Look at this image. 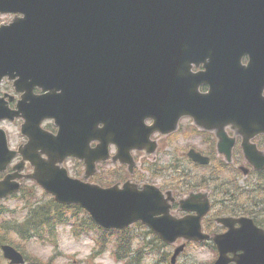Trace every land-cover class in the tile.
<instances>
[{"label":"water","instance_id":"obj_1","mask_svg":"<svg viewBox=\"0 0 264 264\" xmlns=\"http://www.w3.org/2000/svg\"><path fill=\"white\" fill-rule=\"evenodd\" d=\"M0 12L22 14L0 24V80L6 74L32 80L43 75L29 86L52 90L35 97L33 104L40 108L25 114L22 130L30 139L19 149L23 159L0 179V198L20 188L19 178L31 177L57 201L84 207L105 228L140 220L167 242L170 236L207 238L199 218L170 217L158 188L138 189L129 182L103 188L69 176L62 161L67 155L84 158L88 178L113 142L116 156L131 163L130 149L154 144L152 131L166 130L160 121L150 127L143 121L152 116L153 90L165 93L184 53L190 52V62L205 47H264V0H0ZM173 98L181 100L180 95ZM4 108L0 105V119L9 116ZM45 117L55 118L56 134L38 129ZM91 140H98L93 148ZM16 153L0 129V172ZM26 159L34 169L22 175ZM207 208L206 203L198 213ZM183 248L175 249L172 260ZM1 250L11 264L24 263L12 245L3 244ZM249 256L237 258V264H264V250ZM227 261L221 253L214 264Z\"/></svg>","mask_w":264,"mask_h":264},{"label":"flooded vegetation","instance_id":"obj_2","mask_svg":"<svg viewBox=\"0 0 264 264\" xmlns=\"http://www.w3.org/2000/svg\"><path fill=\"white\" fill-rule=\"evenodd\" d=\"M206 50L210 51L190 62V66L189 55L182 56L181 68L175 77H168L163 95L154 89L151 105L153 113L159 111V115L145 119V124L157 125L159 121L155 120L159 119L162 130H166L152 132L154 144L143 146L150 154H156L161 141L170 143L172 134L189 129L196 133L197 141L186 152L174 155V159L179 163L187 160L200 168L202 178L192 180L184 172L180 183L173 179L149 181V175L144 179L136 172V155L141 150L133 149L135 166L109 163L126 173L112 183H103L109 186L129 181L157 186L168 199L171 215L184 220L200 219L202 230L210 235L202 245L210 247L214 259L223 253L227 264H237V258H252L264 250V47ZM174 78L176 83H171ZM10 84L13 87V82ZM12 91L7 93L11 95L10 106L15 108L21 94L14 87ZM35 93L41 90L35 88ZM178 95L181 100L173 98ZM43 126L56 131L51 119L44 120ZM109 150L114 152L115 145L109 144ZM224 170L233 173L232 180L220 177ZM216 191L225 196L221 199L223 205L215 196ZM181 201H187L184 205L188 207ZM206 203L208 209L199 214L198 209Z\"/></svg>","mask_w":264,"mask_h":264},{"label":"rangeland","instance_id":"obj_3","mask_svg":"<svg viewBox=\"0 0 264 264\" xmlns=\"http://www.w3.org/2000/svg\"><path fill=\"white\" fill-rule=\"evenodd\" d=\"M12 16L11 13H0V23L10 21ZM12 89V85L10 84L9 86L8 82L4 80L0 87V93L9 92ZM15 92L17 91L15 90ZM21 120L17 119V123L16 121L14 123L10 121L0 123V126L7 130L12 147L24 141V138L19 133ZM194 136H196V133L191 132L189 129L179 130L169 138L171 139L170 143L166 144L165 140L161 141L160 148L156 154L138 153L136 155V172L138 171L144 179H147V175H149L152 178L149 181L155 179L169 181L173 179V181L180 183L181 180L179 178H182L181 173L184 172H188L192 180H200L204 175H200V168L188 163L187 160L179 163L175 162L174 159V155H179L183 151L186 152L187 147L197 141ZM156 155L157 157H155ZM67 160L64 165L70 175L81 177L80 174H82L84 169L83 162ZM153 165H156V167ZM159 165H161V168L158 167ZM98 167L100 168L99 172L93 178H90L89 181H97L100 184L103 182L112 183L126 173L123 170L122 172L119 167L109 163L99 164ZM178 170L181 172H178ZM220 177L232 180L234 176L230 170H224ZM22 191L24 194L31 196L27 202L21 196L8 197L0 201V221L3 219L13 222L16 220L22 221L28 213L29 205L44 204L53 200L52 195L46 193L32 180L23 182ZM215 196L220 198V203L223 205L221 199L225 196L218 194V192ZM65 213L66 220H76L80 222L78 226L83 224L87 230H81L79 235L75 234L71 228L73 225L64 222L57 226L56 245H52L50 242H40L34 236L22 239L15 232L8 233V241L6 242L25 254L27 260L25 264H34L33 262L37 259L46 264H171L170 257L172 252L176 245L182 243V240H179L170 245L165 244L156 239L155 234L142 224L135 223L121 231L106 230L87 224L89 216L82 209L79 211L67 210ZM95 237L96 240L101 238V244L94 241ZM121 241L131 242L130 250L124 259L117 261L115 260V252L119 250ZM140 248L142 250L139 254L138 250ZM138 256H140V259L136 263L133 259ZM214 257V252L207 245L188 242L185 244L183 251L177 256L174 264H212ZM0 264H9L4 258L2 251H0Z\"/></svg>","mask_w":264,"mask_h":264},{"label":"trees","instance_id":"obj_4","mask_svg":"<svg viewBox=\"0 0 264 264\" xmlns=\"http://www.w3.org/2000/svg\"><path fill=\"white\" fill-rule=\"evenodd\" d=\"M24 191V190H23ZM21 191L20 195L23 200L26 202L31 197L30 195L24 194ZM77 210L79 211L80 208L74 205H61L56 203L54 200H50L44 204H31L29 205V210L27 215L22 221L16 220L15 222L11 220L3 219L0 221V244L3 242L8 241V233L15 232L19 235L20 238H28L30 236H34L40 241L51 242L56 245V232L57 226L60 223H64L66 220V213L67 210ZM75 222L74 230L76 233L78 231H86L87 228L80 224L78 226V221ZM83 222V221H82ZM84 223V222H83ZM85 224V223H84ZM92 226H95L94 222L91 218H88V223ZM121 246L119 250L116 252V257H125L130 250L131 242L128 241H121ZM141 250H138V253H141ZM140 259V256L134 258L133 260L137 263ZM34 264H46L42 263L40 260H35Z\"/></svg>","mask_w":264,"mask_h":264},{"label":"bare ground","instance_id":"obj_5","mask_svg":"<svg viewBox=\"0 0 264 264\" xmlns=\"http://www.w3.org/2000/svg\"><path fill=\"white\" fill-rule=\"evenodd\" d=\"M184 207H188V205H185ZM175 238H176V236H170V239H172V241H173ZM167 244L170 245V244H172V242H167ZM174 252H175V250L172 252L171 257H170V261H171L172 264L175 263L177 256L181 253V252H179V253L176 255V257L174 258V260H172V257H173V255H174Z\"/></svg>","mask_w":264,"mask_h":264}]
</instances>
